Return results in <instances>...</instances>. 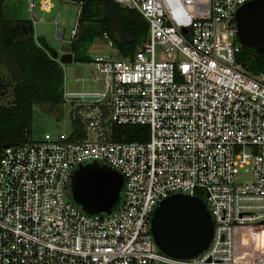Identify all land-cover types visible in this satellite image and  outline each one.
<instances>
[{
  "label": "built area",
  "instance_id": "built-area-1",
  "mask_svg": "<svg viewBox=\"0 0 264 264\" xmlns=\"http://www.w3.org/2000/svg\"><path fill=\"white\" fill-rule=\"evenodd\" d=\"M249 1L114 0L145 19L146 41L127 58L92 57L91 76L74 81L97 89L68 90L64 74L69 134L3 149L0 264H264V72L238 62L235 22ZM133 126L147 139H116L115 128ZM86 163L124 178L108 215L71 198ZM176 194L202 199L213 221L211 243L191 259L161 252L152 234L156 207Z\"/></svg>",
  "mask_w": 264,
  "mask_h": 264
},
{
  "label": "trees",
  "instance_id": "trees-1",
  "mask_svg": "<svg viewBox=\"0 0 264 264\" xmlns=\"http://www.w3.org/2000/svg\"><path fill=\"white\" fill-rule=\"evenodd\" d=\"M81 6L77 36L69 46L75 63H90L86 48L101 37L112 43L118 57L127 58L146 41L148 24L134 10L123 8L114 0H70ZM6 0H0V66L8 73L13 102L0 106V159L4 145H22L31 140L35 105L62 104L63 66L39 46L32 21L9 19ZM248 73L264 72V55L242 47L238 60ZM0 88L4 89V86ZM117 140L147 139L146 127H117Z\"/></svg>",
  "mask_w": 264,
  "mask_h": 264
},
{
  "label": "water",
  "instance_id": "water-1",
  "mask_svg": "<svg viewBox=\"0 0 264 264\" xmlns=\"http://www.w3.org/2000/svg\"><path fill=\"white\" fill-rule=\"evenodd\" d=\"M237 37L243 48L264 55V0H251L237 11ZM37 43L48 55L58 59L44 39ZM71 53L59 62L71 64ZM10 145H4L3 149ZM124 178L111 167L86 163L74 172L70 193L73 202L89 215H108L120 203ZM152 234L159 250L178 259H191L206 250L213 237V221L204 201L197 197L176 194L163 199L152 218Z\"/></svg>",
  "mask_w": 264,
  "mask_h": 264
},
{
  "label": "rangeland",
  "instance_id": "rangeland-1",
  "mask_svg": "<svg viewBox=\"0 0 264 264\" xmlns=\"http://www.w3.org/2000/svg\"><path fill=\"white\" fill-rule=\"evenodd\" d=\"M36 1L35 15L28 10L29 0H6L5 9L9 19H23L36 21L33 25L35 37L44 39L46 44L58 54V59L70 53V37L72 31L77 27L80 6L70 0H49L53 9L49 12L42 11ZM59 15V33L55 23ZM61 36V37H60ZM114 50L108 46L105 40L98 37L92 45L86 48V54L90 57L97 55L109 56ZM115 54V53H114ZM116 56V55H113ZM64 74L67 79V89L71 91L97 89L85 83H76L75 79H88L91 76L92 68L87 63H75L63 65ZM0 106L8 107L13 102L12 85L8 73L0 66ZM71 130L69 109L63 104L52 107L50 105H35L33 109V121L31 127V140L44 141L52 140L60 133L69 134ZM200 197L206 199L204 194Z\"/></svg>",
  "mask_w": 264,
  "mask_h": 264
},
{
  "label": "crops",
  "instance_id": "crops-1",
  "mask_svg": "<svg viewBox=\"0 0 264 264\" xmlns=\"http://www.w3.org/2000/svg\"><path fill=\"white\" fill-rule=\"evenodd\" d=\"M40 1H43V0H40ZM79 6H80V4H79ZM80 9H81V6H80ZM79 14H80V12H79ZM61 37V36H60ZM92 58V57H91Z\"/></svg>",
  "mask_w": 264,
  "mask_h": 264
}]
</instances>
